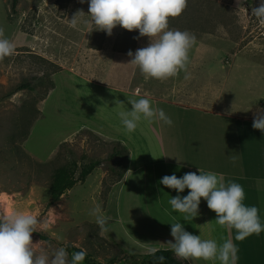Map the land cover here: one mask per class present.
I'll return each mask as SVG.
<instances>
[{
    "label": "rangeland",
    "instance_id": "1",
    "mask_svg": "<svg viewBox=\"0 0 264 264\" xmlns=\"http://www.w3.org/2000/svg\"><path fill=\"white\" fill-rule=\"evenodd\" d=\"M259 3L260 0H246L244 5L238 0H187L184 12L172 18L169 27L197 36L200 30L194 26L203 30L210 26L209 19L226 18L231 23V34L236 36L235 46L241 47L237 58L241 81L253 82L255 66L264 67V54H248L253 49H264V23L250 17L252 8ZM10 4L11 0H0V30L15 44L13 55L0 58V215L12 209L37 214L41 223L31 240L44 241L49 256L58 247L73 246L86 249L93 264H137L101 238V228L91 215L97 205L105 211L112 186L125 172L128 158L125 151L126 158L121 162L109 161L116 142L99 132H120L118 113L130 110L131 98L80 84L78 78L94 73L105 78L107 71L81 70L83 60L93 59L83 50L103 46L115 49L121 34L128 30L118 25L111 36L91 31L83 23L87 17H81L77 28L71 27L68 20L77 11L88 14L87 0H18L14 15ZM200 41L215 49L232 48L223 41ZM140 74L138 71L135 80ZM25 85L31 88H21ZM234 89H225L230 90L224 95L230 103L241 100V95L235 97ZM242 99L253 106L255 94H243ZM134 157L144 156L138 153ZM95 160L101 162L100 166L83 183L56 203L48 204V187L55 169L70 161L82 165ZM122 191V197L127 198V188Z\"/></svg>",
    "mask_w": 264,
    "mask_h": 264
},
{
    "label": "crops",
    "instance_id": "2",
    "mask_svg": "<svg viewBox=\"0 0 264 264\" xmlns=\"http://www.w3.org/2000/svg\"><path fill=\"white\" fill-rule=\"evenodd\" d=\"M169 23H173L172 18ZM208 23L210 26L203 30L194 26L200 30V36H195L185 68L166 80L146 81L142 74L135 80L139 69L127 64L131 60L127 53H135L149 43V38L140 37L138 32L121 34L115 49L103 46L83 50L85 56L93 57L83 60V72L107 71L108 74L103 79L101 74L96 77V73L79 75L80 84L109 89L131 99L148 93L153 106L163 109L172 120L171 126L159 120L151 123L141 120L133 133L121 134L120 124L117 127L120 132L116 134L99 132L105 139L119 143L128 153L127 168L112 186L105 211L102 210L110 219L106 223L109 225L100 229V236L137 264H147L150 248L170 250L167 242L173 237L169 224L177 220L182 221L186 231L202 239H232L238 249L237 264H264V232L236 241L235 230L215 225L216 214L208 209L203 198L199 215L185 221L182 214L171 211L168 201L176 195L186 196L189 190L177 193L159 183L166 175L175 174L179 178L188 172L199 174L198 169L213 171L220 174L225 183L241 184L245 191L244 203L256 206L264 222V133L252 127L256 116L264 112L261 92L264 67L255 66L253 82L241 81V63L237 60L241 47L235 46L231 23L217 17L209 19ZM220 26L223 32L218 31ZM204 39L227 42L232 48L215 49L200 41ZM248 54H264V49H253ZM231 87H235L232 91L235 97L241 95L236 103L224 98L230 91L225 89ZM253 92L255 103L248 106L242 96ZM138 153L144 157H134ZM125 187L127 198L122 197ZM185 262L209 264L202 260Z\"/></svg>",
    "mask_w": 264,
    "mask_h": 264
},
{
    "label": "clouds",
    "instance_id": "3",
    "mask_svg": "<svg viewBox=\"0 0 264 264\" xmlns=\"http://www.w3.org/2000/svg\"><path fill=\"white\" fill-rule=\"evenodd\" d=\"M84 2L85 0H80V3ZM87 2L88 14L77 11L71 20H68L71 27L77 28L82 22L81 17H87L83 23L91 28V31H103L111 36L112 30L119 25L129 32L138 30L140 37L149 38L146 47L137 49L135 53H127L131 57L127 64L136 66L146 81L166 80L175 77L185 68L189 60V50L196 38L187 30L171 29L169 19L179 17L184 12L187 0ZM238 2L244 5L246 0ZM250 17L264 23V0H260L258 7L252 8ZM218 31L223 32L222 26ZM14 52L15 44L0 30V58L11 56ZM128 103L131 110L126 108L118 113L120 125L126 133H133L141 120L149 123L159 120L166 125H172V120L165 111L153 106L150 94L144 93L137 99H129ZM252 127L264 133V112L256 116ZM198 172L199 174L188 172L179 178L175 174L166 175L159 181L161 185L174 189L177 193L189 190L184 197H170L168 203L172 212L182 214L185 221L189 217L195 218L199 215V205L203 198L208 209L216 214L215 225L235 230L236 241L264 232V222L261 221L259 209L244 203L245 191L241 184L234 181L225 183L220 174L213 171L198 169ZM91 215L95 217L101 230L110 219L103 214L99 205L92 210ZM40 223L38 215L31 211L12 209L0 215V264H84L87 256V250L84 248L69 255L66 247L61 246L49 256L43 247L44 241L33 243L31 236L37 232ZM169 225L173 240L167 244L177 258L185 261L202 260L209 264H237L238 249L232 239H202L200 235L186 231L179 220ZM156 251V248L149 249L153 255ZM157 259L161 264L164 261L163 256Z\"/></svg>",
    "mask_w": 264,
    "mask_h": 264
},
{
    "label": "trees",
    "instance_id": "4",
    "mask_svg": "<svg viewBox=\"0 0 264 264\" xmlns=\"http://www.w3.org/2000/svg\"><path fill=\"white\" fill-rule=\"evenodd\" d=\"M18 4V0H11L10 4V13L14 15L16 13V6ZM21 88L31 87L29 85H25ZM126 152L123 148H121L117 143L112 148L111 155L109 157V161L118 160L121 162L126 158ZM128 156V155H127ZM101 162L98 160L91 161L87 164L79 165L75 161H70L69 163L55 169L51 182L48 187L49 193V205L56 203L66 192L71 190L75 185L81 184L85 181L86 177L98 166H100ZM122 176V173L118 175ZM68 252L78 251L79 248L73 246L66 247ZM117 249V248H116ZM119 250V249H118ZM120 251V250H119ZM163 256L164 261L162 264H187L184 260L177 259L171 250H157L155 255H148L147 264H161V262L157 259L158 257ZM84 264H93L88 256L84 261Z\"/></svg>",
    "mask_w": 264,
    "mask_h": 264
}]
</instances>
